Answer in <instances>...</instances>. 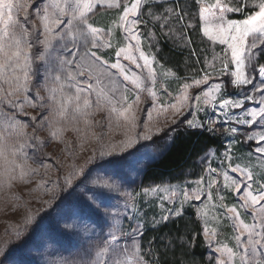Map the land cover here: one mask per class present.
<instances>
[{"label": "rangeland", "instance_id": "obj_1", "mask_svg": "<svg viewBox=\"0 0 264 264\" xmlns=\"http://www.w3.org/2000/svg\"><path fill=\"white\" fill-rule=\"evenodd\" d=\"M16 2L24 5L26 0H16ZM127 2L130 4L132 0H127ZM207 2L214 3L215 0H207ZM232 2L234 6L238 7L244 0H232ZM259 2L260 0H247L248 7L245 9L252 11L250 15L259 11ZM27 3L29 22H25L23 8L14 11V18L25 23V26L29 28H31L30 22L35 21L39 28L36 16L37 7L40 6L39 0H27ZM33 3H36L37 7H32ZM145 3L149 6L142 7L140 16L142 22L138 25V35L141 40L140 49L149 57L156 73L155 85L147 80L145 83L157 92V96L155 97V108H153L154 101L150 94L147 91L139 93L140 101L135 106L138 120L134 132L127 131L123 119L118 120L115 114L110 115L107 108L97 110L95 107L92 110L94 114L89 117L91 121L89 125H85L82 121L76 124L65 121L52 125L45 122L41 127L40 120L44 116L49 117V120L52 119L50 116L52 101L49 97L53 85L51 80L46 78V68L49 66L40 61H34V75L29 85L30 92L27 93L31 97H37V93L39 96L24 105L23 113H20L18 107L14 108L8 101L13 100L20 104L24 101L25 94L19 93L16 96L6 97L5 94L9 90L8 85L0 83V89H3L0 91V137L3 138L0 143H3L6 148L17 149L15 157L17 163H23L27 158V162L32 168H39L38 172L23 180L19 178L9 180L6 176H0V264H27L24 260L18 263L6 261L7 256L4 252L10 248L8 243L13 241V238L14 241L20 240L15 238L17 231H19V236L26 231L25 235L35 237L38 230L35 228L36 224L42 215L49 214L51 197L55 199L62 193L68 192L74 195L77 205L66 202L67 208H64L61 215L57 214L56 220L63 233L82 239L80 242L83 245L86 244L89 251L86 247V252L81 255L65 247H59L58 243L50 245L41 236L36 235V241H41V247L36 253L39 264H99L100 261L116 264L118 260L125 261L135 251V246L141 244V235L144 230L155 228L153 227L154 223L159 222V225L163 223L160 222V216L163 213H166L168 209H179L183 214L188 206L193 207L201 223L202 233L205 227L210 231L216 230L217 236L211 244L207 242L203 234L204 247L208 252L205 264H216L218 253L214 249L217 247V243L227 244L235 250V236L239 235L234 230L235 221L228 218L231 214L227 213V207L236 206L237 210L241 212L242 220L247 224L253 223L252 210L250 208L240 209L242 201L239 200V194L234 195L231 189H226L223 176L216 172H209L208 169H217L219 173L227 171L230 176L239 179V174L231 172V168L238 166L253 173L254 180L250 181L253 184V189L259 187L256 181L264 182V154L256 152L257 140L246 139L250 132L264 129L236 122V118L242 115L245 107L258 106L261 94L252 92L251 86H247L248 94L256 96V100L245 101L242 108L229 109L227 117L219 108L220 93H217V99L212 106H205L201 102L200 108L197 109L194 101L196 94L207 90V87L213 83H227L229 80L227 75L221 76L218 72H213L212 67H205L206 62L210 66L214 65L217 70L221 67L223 50L226 45L213 43L203 36L202 27L205 22L199 19L200 6L196 0H156L154 7H150L153 0H145ZM170 8L182 15L183 21L179 19L178 15H169L166 9ZM122 11L123 0H121L120 8L110 9L106 5L104 7L98 5L94 13L90 14V22L104 30V39L112 45L111 48L98 50V54L110 62H114L116 59L115 51L121 46L127 47L129 43L124 38L126 34L118 27L119 15ZM237 13L242 12L228 13L226 18L242 20L247 17L235 18L233 15ZM154 15L168 16L167 22L155 19ZM189 24L192 27H188ZM109 32L111 35H107ZM160 39L169 41L171 45L179 49L193 52L194 57L187 54L183 59L182 64L185 65L183 75L178 74L177 70L167 67L160 59L163 55L161 45H159ZM131 43L135 45L136 42L131 41ZM62 44L63 42L54 44L56 51L52 55L73 59L70 51L64 50ZM68 49L76 50L71 43H68ZM41 51H43L41 45L34 46V54L38 55ZM79 51H84L82 45L79 47ZM132 51L133 55L139 58V53L135 51L134 47ZM260 53L253 57V64L257 67L264 65V63H258L257 59ZM228 58L230 59V52ZM75 59L79 60V56ZM121 62L142 77H147V69L137 68L123 57H121ZM138 62L143 65L142 60H138ZM36 67H39V72L35 71ZM54 67H58V65H54ZM72 67L75 68V65ZM230 67L234 66L230 65ZM251 67L252 65H248L246 71L250 72ZM109 71L113 73V76L104 77L100 87H113L109 80L115 82V87L120 92L123 91L125 84L129 89L133 87L130 82L123 81V77L117 70L109 69ZM205 71L212 73L209 84L201 85L198 89L190 88L188 90L193 99L188 101V105L182 109L181 114L173 117L169 108L163 114L157 115V110L162 106L166 107L177 102L176 97L181 94L184 83L191 84L193 78H201ZM252 75L256 82H259L258 76L255 73ZM86 78L81 77L80 79ZM91 82L96 83L95 79ZM243 93V88L229 85L223 98L242 99ZM127 95L129 102L135 99L132 92ZM92 99L95 102V94ZM33 103L40 106L33 107ZM148 110H152L154 117L153 121L149 122V127L153 129L151 139L138 138L132 147L117 151L114 155L103 157L99 155L102 147L118 146L125 139L126 134L144 133ZM14 116L29 126L19 129L14 127ZM33 116L38 119L32 121ZM173 119L176 120V123H172ZM188 119H194L198 124L214 120L215 124L211 126L204 123V127L195 129L209 130L211 128L209 131L219 134L224 139L225 148L221 152H217L212 147L203 151L182 171V176L179 179L142 185V173L148 164L157 160L166 151L172 140H169V136L173 138L179 130L191 129L186 124ZM34 127L36 128L35 132ZM56 128H60L61 131L53 139L51 131ZM157 128L160 129L158 133L156 132ZM231 128H236L237 132L233 134L228 131ZM34 136L44 142L43 146L33 139ZM97 136L99 139L96 138ZM21 143L24 144L22 149L19 147ZM260 146L264 147V143H260ZM8 155L9 159H13L10 153ZM89 157L93 159L90 163H86ZM110 161H119V163H109ZM42 164L49 165L48 169L40 167ZM73 166L76 168L83 166L85 173L89 169L93 171L88 176L78 175L72 185H66L64 177L72 170ZM3 171L4 162L0 160V173ZM105 172L114 174L109 182L115 181L116 188L105 189L107 199L103 206L97 207V202L91 199V192L86 189L95 188L108 180ZM16 175L19 177V169H16ZM210 178L217 181V185L211 189L208 188ZM44 181L47 183H42ZM198 181L202 182L198 185ZM198 187L203 189L201 199H193L181 205L184 192H191ZM153 189L157 191H153ZM165 196L168 199L165 200ZM77 201L81 202L80 205ZM27 214L33 216L31 223H25ZM137 226H139V232ZM112 236H115L116 239L113 240ZM242 239L246 240V235ZM105 247L108 249L107 253L98 256L101 249ZM241 251L243 250L241 249ZM139 259L145 261V264H152L148 261L149 259H145L141 251ZM235 264H239L238 258Z\"/></svg>", "mask_w": 264, "mask_h": 264}, {"label": "snow or ice", "instance_id": "obj_2", "mask_svg": "<svg viewBox=\"0 0 264 264\" xmlns=\"http://www.w3.org/2000/svg\"><path fill=\"white\" fill-rule=\"evenodd\" d=\"M155 2L156 0H153L150 7H154ZM196 3L200 6L199 19L205 22L202 27L203 36L213 43L226 45L223 50L224 56L221 67L217 70L214 65L210 66L207 62L205 67H212L213 72L229 77L227 83H213L207 87V90L196 94L194 96L196 108H200L201 102L205 106H212L217 99V93H220L219 108L227 117L229 109H239L245 105V101L256 100V96L248 94L247 86H251L252 92L261 94L258 106L245 107L242 115L236 118V122L241 125H252L253 128L259 126L264 129V124H261V122H264V65L257 67L253 64V57L259 52H264V0H260L258 4L259 11H256L254 15H248L242 20H232L226 17L231 12H243L248 7L247 0H244L238 7L233 5L232 0H215L214 3H208L207 0H196ZM39 5L37 7L36 3L32 4V7H37L36 16L39 21V28H37L35 21L30 22L31 28H29L25 26V23L14 18V11L23 8L25 22H29L27 0L24 5L17 3L16 0H0V83L8 85L9 90L5 94L6 97L16 96L19 93L25 94L24 101L20 104L13 100L8 102L14 108L18 107L19 112L23 113L24 105L39 96V93H37V97H31L27 93L30 92L29 85L34 75V61H40L49 66L46 68V78L50 79L53 85L49 97L52 101L50 111L52 119L49 120V117L44 116L40 120L41 127L45 122L52 125L65 121L72 124L82 121L85 125H89L91 123L89 117L94 114L92 110L95 107L97 110L107 108L110 115L115 114L118 120L123 119L127 131L134 132L138 120L135 106L140 101L139 93L147 91L150 94L154 101L153 108H155V97L157 96V92L145 83V80H147L155 85L156 73L149 57L140 49L141 40L138 35V25L142 22L140 19L142 7L149 5L145 3V0H132L130 4L127 0H123V11L119 15L120 23L118 27L126 34L124 38L129 43L127 47L121 46L115 51L116 59L114 62H110L98 54L99 49L111 48L112 45L104 39V30L90 22V14L94 13L98 5L100 7L106 5L110 9L120 8L121 0H39ZM166 11L169 15H178L179 19L183 21V16L179 15L175 9L170 8ZM154 18L167 22L168 16L154 15ZM210 21L211 23H209ZM188 27H192V25L189 24ZM107 35H111V33L109 32ZM131 41H135V45H132ZM56 42H63V49L70 51L73 59H66L60 55L53 56L52 53L56 51L54 47ZM68 43H71L76 50L71 51L68 49ZM35 45H41L43 48V51L38 55L33 53ZM81 45L84 48L83 52L79 51ZM133 47L139 53V58L133 55ZM229 52L230 59L228 58ZM77 56H79V60L75 59ZM121 57L130 61L137 68L147 69V77H142L126 67L121 62ZM138 60H142L143 65H140ZM54 65H58V67H54ZM72 65H75V68ZM230 65L234 67H230ZM248 65H252L250 72L246 71ZM109 69L117 70L123 77V81L130 82L133 87L129 89L125 84L123 91L120 92L115 87L113 80H109L113 87H100L104 77L113 76ZM35 71L39 72V67H36ZM252 73L258 76L259 82H256ZM81 77L87 78L80 79ZM211 77L212 73L205 71L201 78H193L191 84L184 83L181 94L176 97L177 102L166 107L162 106L157 110V115L163 114L169 108L173 117L181 114L182 109L188 105V101L193 99L188 90L190 88L198 89L201 85L207 86ZM93 79L96 81L95 84L91 82ZM229 85L235 88H243V98H223ZM0 91H3V89H0ZM129 92H132L135 96V99L131 102H129L127 95ZM93 94H95V102L92 99ZM32 106L37 107L40 105L33 103ZM41 116H43V113H41ZM31 119L36 121L38 117L33 116ZM153 119L152 110H148L144 133L126 134L125 139L118 146L102 147L99 155L101 157L114 155L117 151L132 147L138 138L151 139L153 129L149 127V122ZM13 120L15 121L14 127L18 129L29 126L18 120L16 116L13 117ZM172 123H176V120L173 119ZM204 123L211 126L215 124V121L209 120ZM204 123L198 124L194 119L186 120L187 126L191 129L204 127ZM35 131L36 128L34 127ZM60 131V128L51 131V137L55 139ZM159 131L160 129L157 128L156 132ZM228 131L235 134L237 129L231 128ZM96 138L99 139L98 136ZM2 139L0 137V141ZM33 139L43 146L44 142L39 137L34 136ZM171 139L173 138L169 136V140ZM246 139L249 141L257 140L256 152L264 154V147L260 146V143H264V130L250 132V134H247ZM19 147L22 149L24 144L21 143ZM9 153L13 159H9ZM16 155V148H6L3 143H0V160L4 162V171L0 173V176H6L9 180L17 178L23 180L39 171V168H32L28 164L27 158L24 159L23 163H17ZM92 159V157H89L86 163H90ZM109 163H119V161H110ZM40 167L47 170L49 165L42 164ZM16 169H19V177L16 175ZM92 171V169H89L85 173L83 166L79 168L73 166L72 170L64 177V183L72 185L78 175L88 176ZM208 171L223 176L224 187L231 189L234 195L239 194V200L242 201L240 209L247 210L250 208L253 219V223L247 224L242 220L241 212L237 210L236 206L227 207V213L231 214L228 218L235 221L234 230L239 235L235 236V250L227 244L217 243V247L214 249L218 253L216 264H235L237 258L239 264H264V203H262L264 202V182L256 181L259 187L253 189V184L250 183L254 180L253 173L238 166L231 168V172L239 174V179L230 176L227 171L219 173L214 168H209ZM105 175L108 176V180L95 188L86 189V191L91 192V199L97 202V207L103 206L104 201L107 199L105 189L116 188L115 181L109 182L114 174L105 172ZM201 182L198 181V185ZM42 183L46 184L47 181ZM216 185V179L210 178L208 180L209 189ZM153 191L157 190L153 189ZM202 191L203 189L199 187L191 192L185 191L181 205L193 199L200 200ZM164 199L166 200L168 197L165 196ZM180 215L179 209H168L166 213L160 216V222H168L173 216L179 217ZM32 219L33 216L27 214L25 223H31ZM158 226L159 222L153 224V227ZM139 230V226H137V231L139 232ZM16 234L19 236V231ZM203 234L209 244L217 236L215 229L210 231L207 227L204 228ZM245 235L246 240L242 239ZM112 239L115 240L116 237L112 236ZM164 247H167V245H164ZM107 251L106 247L101 249L98 256L104 255ZM140 251L141 246L136 245L135 251L127 260H118L116 264H145V261L139 259ZM99 264H106V262L100 261Z\"/></svg>", "mask_w": 264, "mask_h": 264}, {"label": "trees", "instance_id": "obj_3", "mask_svg": "<svg viewBox=\"0 0 264 264\" xmlns=\"http://www.w3.org/2000/svg\"><path fill=\"white\" fill-rule=\"evenodd\" d=\"M251 13L250 9H244L242 13L233 16L243 18ZM159 45H161L163 54L160 59L167 67L175 69L178 74L183 75L185 70V65L182 64L183 59L187 54L194 57L193 52L179 49L163 39H160ZM257 60L260 64L264 63V52L260 53ZM211 147L215 148L217 152H221L225 148L224 139L219 134L207 129L179 130L166 151L157 160L146 166L142 173L141 184L148 185L164 180L179 179L182 176V171L199 154ZM66 202L76 203L74 195L70 192L62 193L55 199L51 197L49 214L42 215L36 224L35 228L38 229L36 235L41 236L50 245L58 243L59 247H65L82 255L88 246L80 242L82 239L63 233L56 220L57 214L61 215L64 208H67ZM77 203L80 205L81 202L77 201ZM23 234H20L19 238L15 236L20 240L14 241L13 238V241L8 243L10 248L4 252L7 256L6 261L18 263L24 260L27 264H39L36 253L41 247V241H36V235L33 237ZM140 246L145 259H149L148 261L152 264H205L208 253L204 247L201 223L192 206H188L179 217L163 222L158 227L144 230ZM90 253L92 252L90 251Z\"/></svg>", "mask_w": 264, "mask_h": 264}]
</instances>
